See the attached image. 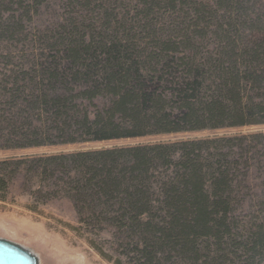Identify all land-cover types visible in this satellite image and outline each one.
I'll return each mask as SVG.
<instances>
[{
	"label": "trees",
	"instance_id": "obj_1",
	"mask_svg": "<svg viewBox=\"0 0 264 264\" xmlns=\"http://www.w3.org/2000/svg\"><path fill=\"white\" fill-rule=\"evenodd\" d=\"M32 2L0 0V12L27 15ZM67 3L93 17L29 42L65 51L68 66L0 74V150L264 126V37L252 41L264 27L259 0ZM14 20L0 15V39L22 34ZM263 155L255 133L43 156L0 163V189L25 167L57 179L80 223L123 236L130 264H262ZM254 167L256 215L240 220Z\"/></svg>",
	"mask_w": 264,
	"mask_h": 264
},
{
	"label": "rangeland",
	"instance_id": "obj_2",
	"mask_svg": "<svg viewBox=\"0 0 264 264\" xmlns=\"http://www.w3.org/2000/svg\"><path fill=\"white\" fill-rule=\"evenodd\" d=\"M68 0H33L32 8L26 15L18 7L10 11L2 10L4 18L15 16L13 22L23 26L21 35L15 40L0 39V74L7 75L9 70L40 68L56 61L62 67L68 66L66 52L63 50L51 52L45 46L29 42L39 35L45 37L55 31L59 24H66L69 19L89 20L92 15L75 10ZM259 8L264 11V0H259ZM73 9V10H72ZM74 12V11H73ZM81 21V20H80ZM86 22H84L85 24ZM253 39L264 37V27L256 28ZM208 42L207 45H210ZM45 45V44H44ZM213 50V48H210ZM178 51V55L182 54ZM5 53L9 58H3ZM51 55H54L53 60ZM32 60V62H31ZM12 81V80H11ZM20 81V80H19ZM20 83H22L20 81ZM160 86L158 91L166 90ZM6 97L2 98L5 101ZM102 101L101 99L99 102ZM5 107V106H4ZM3 106L0 109L3 110ZM91 108V106H89ZM7 108H5L6 110ZM264 133V126L226 128L220 130H203L176 134H160L141 138L121 139L77 143L71 145L44 146L38 148L0 150V163L14 160H31L38 157L69 155L77 152L99 151L103 149L151 145L159 143H176L180 141L204 140L210 138L246 136ZM5 135V134H4ZM264 162L263 158L260 159ZM56 177V176H55ZM261 175L253 168L248 179L241 184L242 193L248 195L244 200L241 211L236 215L240 220L243 216L256 215L252 195L259 191ZM57 179H41L26 172V167L9 183L6 191L0 189V239L20 245L32 251L38 258L39 264H130L129 251L126 241L115 228L106 224H95L86 221L79 222L73 204L68 195L63 192V184ZM250 186L251 191L243 189ZM82 217V216H81ZM86 220V217H83ZM264 264V263H262Z\"/></svg>",
	"mask_w": 264,
	"mask_h": 264
},
{
	"label": "water",
	"instance_id": "obj_3",
	"mask_svg": "<svg viewBox=\"0 0 264 264\" xmlns=\"http://www.w3.org/2000/svg\"><path fill=\"white\" fill-rule=\"evenodd\" d=\"M0 264H39V260L32 251L0 239Z\"/></svg>",
	"mask_w": 264,
	"mask_h": 264
}]
</instances>
